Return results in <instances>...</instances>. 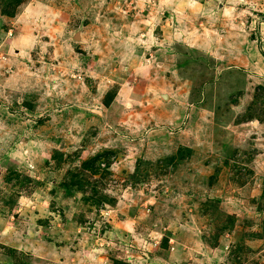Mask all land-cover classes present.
<instances>
[{"label":"rangeland","instance_id":"1","mask_svg":"<svg viewBox=\"0 0 264 264\" xmlns=\"http://www.w3.org/2000/svg\"><path fill=\"white\" fill-rule=\"evenodd\" d=\"M0 264H264V0H0Z\"/></svg>","mask_w":264,"mask_h":264}]
</instances>
